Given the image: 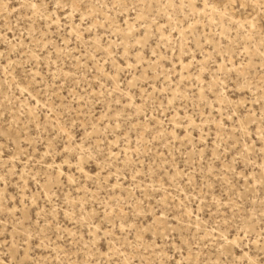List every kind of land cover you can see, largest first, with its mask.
<instances>
[{
	"label": "rangeland",
	"instance_id": "1",
	"mask_svg": "<svg viewBox=\"0 0 264 264\" xmlns=\"http://www.w3.org/2000/svg\"><path fill=\"white\" fill-rule=\"evenodd\" d=\"M262 5L0 0V264H261Z\"/></svg>",
	"mask_w": 264,
	"mask_h": 264
},
{
	"label": "snow or ice",
	"instance_id": "2",
	"mask_svg": "<svg viewBox=\"0 0 264 264\" xmlns=\"http://www.w3.org/2000/svg\"><path fill=\"white\" fill-rule=\"evenodd\" d=\"M262 7H264V5H262ZM261 264H264V261H262Z\"/></svg>",
	"mask_w": 264,
	"mask_h": 264
}]
</instances>
